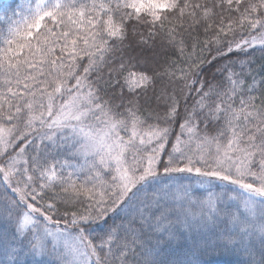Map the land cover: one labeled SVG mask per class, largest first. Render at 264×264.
Here are the masks:
<instances>
[{
  "label": "snow or ice",
  "instance_id": "obj_1",
  "mask_svg": "<svg viewBox=\"0 0 264 264\" xmlns=\"http://www.w3.org/2000/svg\"><path fill=\"white\" fill-rule=\"evenodd\" d=\"M0 23L7 264H198L164 258L188 242L264 264V0H24Z\"/></svg>",
  "mask_w": 264,
  "mask_h": 264
},
{
  "label": "trees",
  "instance_id": "obj_2",
  "mask_svg": "<svg viewBox=\"0 0 264 264\" xmlns=\"http://www.w3.org/2000/svg\"><path fill=\"white\" fill-rule=\"evenodd\" d=\"M0 16H2L1 12ZM2 28L3 25L2 23H0V29ZM197 54L211 59V57L215 55V52L214 50L200 52L199 49H197ZM235 55L237 54L234 53L233 56ZM239 55L243 57L242 53ZM251 58L256 62V64L254 65L255 67H258L260 63H264V60L261 59V53L259 51H254V54ZM172 59L177 60L178 54L177 56L172 57ZM193 95H195V93H193ZM189 103H191V101H189ZM0 191H2V189H0ZM3 231V226L0 225V264H7V257L4 256L2 252L5 243ZM164 258L183 260L186 262L196 261L198 262V264H243V261L246 259L245 256H243L240 252L236 251L231 246L225 247L222 244H212L207 247H194L191 242H188L182 248L171 250L170 253L166 254ZM258 258L259 257H257V259Z\"/></svg>",
  "mask_w": 264,
  "mask_h": 264
},
{
  "label": "rangeland",
  "instance_id": "obj_3",
  "mask_svg": "<svg viewBox=\"0 0 264 264\" xmlns=\"http://www.w3.org/2000/svg\"><path fill=\"white\" fill-rule=\"evenodd\" d=\"M23 3L24 0H0V12L2 13V16H11L13 10H17L18 6ZM5 27L6 26L3 25V28ZM61 159H63V157H61ZM77 162L79 161H73V163ZM19 260L21 261V264H34V261L36 260H43L44 264H52L51 257H33L31 255H25L23 253L20 254Z\"/></svg>",
  "mask_w": 264,
  "mask_h": 264
}]
</instances>
